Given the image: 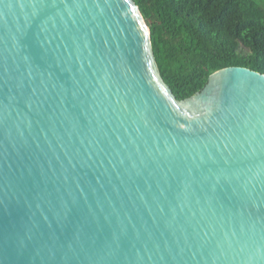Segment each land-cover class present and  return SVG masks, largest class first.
<instances>
[{"label":"water","instance_id":"95a60500","mask_svg":"<svg viewBox=\"0 0 264 264\" xmlns=\"http://www.w3.org/2000/svg\"><path fill=\"white\" fill-rule=\"evenodd\" d=\"M0 264H264V74L178 101L134 0H0Z\"/></svg>","mask_w":264,"mask_h":264},{"label":"trees","instance_id":"16d2710c","mask_svg":"<svg viewBox=\"0 0 264 264\" xmlns=\"http://www.w3.org/2000/svg\"><path fill=\"white\" fill-rule=\"evenodd\" d=\"M160 75L178 101L222 69L264 74V0H134Z\"/></svg>","mask_w":264,"mask_h":264}]
</instances>
